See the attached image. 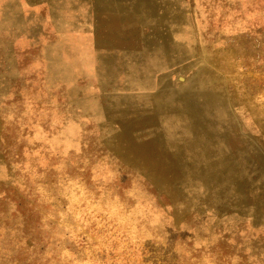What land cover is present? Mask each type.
Returning <instances> with one entry per match:
<instances>
[{"label":"rangeland","instance_id":"rangeland-1","mask_svg":"<svg viewBox=\"0 0 264 264\" xmlns=\"http://www.w3.org/2000/svg\"><path fill=\"white\" fill-rule=\"evenodd\" d=\"M0 264H264V0H0Z\"/></svg>","mask_w":264,"mask_h":264}]
</instances>
